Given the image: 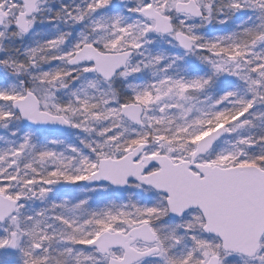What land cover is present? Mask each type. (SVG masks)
<instances>
[{"label":"snow or ice","instance_id":"snow-or-ice-1","mask_svg":"<svg viewBox=\"0 0 264 264\" xmlns=\"http://www.w3.org/2000/svg\"><path fill=\"white\" fill-rule=\"evenodd\" d=\"M0 264H264V0H0Z\"/></svg>","mask_w":264,"mask_h":264}]
</instances>
